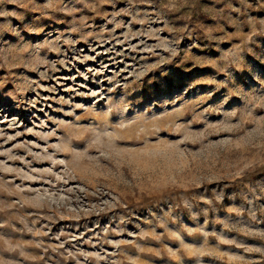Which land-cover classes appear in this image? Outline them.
Returning <instances> with one entry per match:
<instances>
[{
    "label": "rangeland",
    "instance_id": "374dc122",
    "mask_svg": "<svg viewBox=\"0 0 264 264\" xmlns=\"http://www.w3.org/2000/svg\"><path fill=\"white\" fill-rule=\"evenodd\" d=\"M0 264H264V0H0Z\"/></svg>",
    "mask_w": 264,
    "mask_h": 264
}]
</instances>
